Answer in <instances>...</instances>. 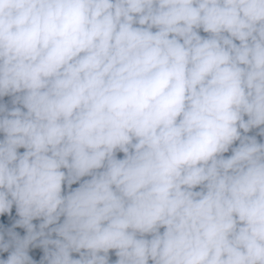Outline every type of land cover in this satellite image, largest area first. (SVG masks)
<instances>
[{
	"label": "clouds",
	"instance_id": "obj_1",
	"mask_svg": "<svg viewBox=\"0 0 264 264\" xmlns=\"http://www.w3.org/2000/svg\"><path fill=\"white\" fill-rule=\"evenodd\" d=\"M0 264H264V0H0Z\"/></svg>",
	"mask_w": 264,
	"mask_h": 264
}]
</instances>
